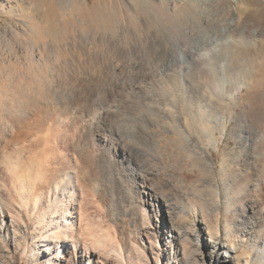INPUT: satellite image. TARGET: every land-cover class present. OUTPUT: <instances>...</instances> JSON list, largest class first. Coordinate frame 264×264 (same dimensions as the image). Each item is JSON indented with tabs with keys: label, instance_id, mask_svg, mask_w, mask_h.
Segmentation results:
<instances>
[{
	"label": "rangeland",
	"instance_id": "1",
	"mask_svg": "<svg viewBox=\"0 0 264 264\" xmlns=\"http://www.w3.org/2000/svg\"><path fill=\"white\" fill-rule=\"evenodd\" d=\"M190 3L0 0V264H218L214 236V256L226 264L264 263V0H214L209 25ZM232 21L236 28L222 33ZM57 47L67 65L52 63ZM167 48L186 53L172 70L163 64ZM78 53L82 64L70 63ZM223 74L233 85L252 75L253 87L227 99L221 86L231 93L234 86ZM40 86L66 103L90 91V118L98 124L109 110L100 126L133 154L101 157L100 132L62 121L61 105L30 112L19 125L29 92ZM219 118L223 125L214 123ZM204 121L216 139L191 127ZM183 125L209 155L177 133ZM239 134L260 141L246 148ZM77 161L79 177L68 168ZM66 230L75 241L61 240ZM52 234L50 256L44 245Z\"/></svg>",
	"mask_w": 264,
	"mask_h": 264
},
{
	"label": "bare ground",
	"instance_id": "2",
	"mask_svg": "<svg viewBox=\"0 0 264 264\" xmlns=\"http://www.w3.org/2000/svg\"><path fill=\"white\" fill-rule=\"evenodd\" d=\"M83 1V0H82ZM188 1V0H187ZM213 1L214 0H206V1H203V2H200V0H191V3L190 4H188V6H187V8L189 7V8H192V10L191 11H197L198 10V12H196L197 14V16H198V18H199V20H200V22H206V24L207 25H209L210 23H212V21H214V19L216 18V15L215 14H213L212 13V8L208 5V3L209 4H212L213 3ZM72 2H73V4H74V2H75V0H72ZM184 2H185V0H184ZM190 2V1H189ZM189 2H187V3H189ZM70 3V2H69ZM77 3V2H76ZM81 3V2H80ZM186 3V4H187ZM198 3V5H196ZM72 4V5H73ZM77 4H79V3H77ZM171 4V3H170ZM214 4V3H213ZM217 4V3H216ZM219 5H221V4H223L222 3V0H219V3H218ZM217 4V5H218ZM76 5V4H75ZM79 7V6H78ZM217 7V6H216ZM62 8H64V7H62ZM211 8V9H210ZM77 9V8H76ZM243 9V8H242ZM71 14H72V12H70ZM69 14V13H68ZM193 14V13H192ZM195 14V13H194ZM235 14V13H234ZM67 15V14H66ZM73 15V14H72ZM195 16V15H194ZM196 16V17H197ZM65 18H67V17H65ZM191 19V18H190ZM66 20V19H65ZM241 20V19H240ZM239 21V20H238ZM217 22V21H216ZM215 22V23H216ZM200 25V24H199ZM238 25V24H237ZM234 26H236V24L232 21V22H230L229 24H228V26L227 27H222L221 28V32L223 33V32H226V30L228 31V29H231V28H236V27H234ZM216 30V29H215ZM94 31V30H93ZM110 32V31H109ZM233 33V32H232ZM128 34V33H127ZM229 34H230V32H229ZM73 35V34H72ZM96 36V35H95ZM73 37V36H72ZM101 37V36H100ZM233 37V36H232ZM103 39V38H102ZM177 39V38H176ZM246 39V38H245ZM153 40V39H152ZM249 40V39H248ZM241 41V40H240ZM87 42V41H86ZM167 42V41H166ZM59 43V42H58ZM69 43V42H68ZM50 44V43H49ZM49 44H47V45H49ZM223 44V43H222ZM78 45V44H77ZM225 45H226V43H225ZM51 46V45H50ZM64 46V45H63ZM60 47V46H59ZM95 47V46H94ZM170 47V46H169ZM174 47V46H173ZM61 48V47H60ZM214 48V47H213ZM69 49V48H68ZM229 49V48H228ZM53 50H55V49H53ZM65 50V49H64ZM67 50V49H66ZM47 51V50H46ZM51 51V50H50ZM75 51V50H74ZM94 51V50H93ZM163 51V50H162ZM218 51V50H217ZM226 51H228V50H226ZM53 52V51H52ZM68 52V51H67ZM66 52V53H67ZM79 52V51H78ZM82 52V51H81ZM208 52V51H207ZM54 53V52H53ZM52 53V54H53ZM77 53V52H76ZM86 53V52H85ZM84 53V54H85ZM90 53H93V52H90ZM68 54V53H67ZM83 54V55H84ZM165 54H166V56H165V58L163 59V64L165 65V66H167V67H171V70H172V68H173V66H175V65H177V64H180V63H183L184 62V60H185V58H186V53L183 51V50H181V49H179V48H177L176 50H175V54L176 55H173V53H172V49H170V48H167L166 49V51H165ZM85 55H87V57L88 56H90L89 54H85ZM48 56V55H47ZM74 56V55H73ZM92 56V55H91ZM213 56V55H212ZM217 56V55H216ZM66 57H68V56H66ZM65 56H62V53L59 51V48L57 47L56 48V52L53 54V56L51 57L52 59H53V61H52V63L53 64H56V65H60L61 63H62V61H64V62H66V65H67V62L69 63V60H68V58H66ZM84 57V56H83ZM86 57V56H85ZM95 57V56H94ZM97 57V56H96ZM51 58H49V59H51ZM238 58V57H237ZM97 59V58H96ZM208 59V58H207ZM256 59H257V56L256 55H253V56H251V57H248L247 59H246V61L247 62H249V64H250V66L249 67H253V66H251V64L252 63H255L256 62ZM129 60V59H128ZM238 60V59H237ZM240 60V59H239ZM31 61V60H30ZM29 61V62H30ZM50 61V62H51ZM86 61H88V62H86V64L88 63V65L90 66L91 64L93 65V63H94V59L92 58V57H88V60L86 59ZM95 61H97V60H95ZM244 61V60H243ZM39 62V61H38ZM41 62V61H40ZM82 62V54H80V53H78L77 54V56H74V60H71L70 61V63H73L74 65L76 64V63H78V64H82L81 63ZM93 62V63H92ZM98 62V61H97ZM135 62V61H134ZM236 62V61H235ZM263 62V61H262ZM99 63V62H98ZM214 63V62H213ZM238 63V62H237ZM242 63V62H241ZM38 64V63H37ZM51 64V63H50ZM49 64V65H50ZM77 64V65H78ZM95 64V63H94ZM131 64V63H130ZM162 64V65H163ZM56 65H55V67H56ZM64 64H62V66H63ZM51 66V65H50ZM65 66V65H64ZM81 66V65H80ZM95 66L97 67V65H94V69H95ZM102 66V65H101ZM115 66V65H114ZM116 66H117V64H116ZM245 66V65H244ZM46 67V66H45ZM53 67V66H52ZM61 67V66H60ZM59 67V68H60ZM66 68H67V66H65ZM71 67V66H70ZM69 67V68H70ZM73 67V66H72ZM71 67V68H72ZM77 67H79V66H77ZM129 67V66H128ZM62 68V67H61ZM75 68V67H74ZM116 68H118V67H116ZM121 68V67H120ZM126 68V67H125ZM191 68H192V70H191ZM190 68V66H188V70H190V71H187V72H193L194 71V68L193 67H191ZM247 68H248V64H247ZM54 69H56V68H54ZM77 69H79V68H77ZM93 69V68H92ZM130 69V68H129ZM175 69V68H174ZM196 69V68H195ZM242 69V68H241ZM249 69V68H248ZM57 70V69H56ZM55 70V71H56ZM72 70V69H71ZM97 70V69H96ZM102 70V69H101ZM184 68L182 67V69H180V75H187L186 73L185 74H183V72H184ZM244 69H242V71H243ZM250 70V69H249ZM254 70V69H253ZM53 71V70H52ZM54 71V72H55ZM77 71V70H76ZM98 71V70H97ZM176 71V70H175ZM241 71V70H240ZM58 72V71H57ZM56 72V73H57ZM88 72V71H87ZM178 72V73H179ZM206 72V71H205ZM249 72V71H248ZM56 73H54V74H56ZM95 73V72H94ZM160 73H162V72H160ZM166 73V72H165ZM53 74V73H52ZM53 74V75H54ZM65 74V73H64ZM78 74V73H77ZM172 74V73H171ZM171 74H169L168 76H167V80H168V77L171 75ZM193 74V73H192ZM191 74V75H192ZM248 74V73H247ZM67 75V74H66ZM90 75V74H89ZM95 75V74H94ZM133 75V74H132ZM136 75V74H135ZM175 75H178V74H176L175 73ZM264 75V74H263ZM88 76V75H87ZM108 76V75H107ZM119 76V75H118ZM69 77V76H68ZM170 77H172V76H170ZM178 77H179V75H178ZM193 77V76H192ZM88 78V77H87ZM49 79H50V77H49ZM85 79V78H84ZM155 79V78H154ZM170 79V78H169ZM179 79V78H178ZM178 79H176V80H178ZM182 79H183V77H182ZM245 80H243V82H242V84L240 83H238V85H237V83L235 84V85H233V81H229V79L225 76V74H223V80H224V82H228V83H231L233 86H234V93H231V92H229V88L227 87V86H225L226 84H224L223 86H221V95L222 96H226V98L227 99H232V98H234L235 99V95L236 94H238L239 92H241L242 91V89L243 88H247V89H251L253 86V84L251 83V81H253L254 80V76H248V77H246V78H244ZM259 79V78H258ZM103 80V79H102ZM176 80H173L172 79V81L174 82V81H176ZM39 81V80H38ZM64 81V80H63ZM159 81V80H158ZM171 81V80H170ZM171 81V82H172ZM180 81H181V78H180ZM179 81V82H180ZM183 81V80H182ZM186 81V80H185ZM185 81H183V83L185 82ZM239 81V80H238ZM247 81V82H246ZM189 82V81H188ZM67 83V82H66ZM166 83V82H165ZM181 83V82H180ZM185 83H187V82H185ZM184 83V84H185ZM189 83H191V82H189ZM234 83H235V81H234ZM173 84V83H172ZM171 84V85H172ZM174 84H175V82H174ZM53 85V84H52ZM170 85V84H169ZM182 85V84H181ZM157 86V85H156ZM164 87H165V85H164ZM168 87V86H167ZM171 88V87H170ZM186 88V87H185ZM198 88V87H197ZM54 89V88H53ZM96 89V88H95ZM219 89V90H220ZM83 90V89H82ZM87 90V89H86ZM172 90V89H171ZM184 90V89H183ZM182 90V91H183ZM187 90V89H186ZM195 90V89H194ZM83 91H85V90H83ZM165 91V90H164ZM85 92H87V93H83V92H81L77 97H75L73 100H71L70 102H68V103H66V102H62L61 100H57V97H56V95H55V93L51 90V89H48V88H42L41 86L40 87H37L36 88V90H31L30 92H29V99H28V101H29V103H28V106H26L25 108H22L21 110V112L19 113V125H20V123H22L23 121H25V119H26V117L28 116V114L30 113V112H34V113H36V112H38V111H40L41 109H43V108H45V107H48L49 105H61L59 108H61V110H60V119H62V121H69L70 120V122H71V124L73 125V126H80V128L82 129V128H84V130L86 129V131L87 132H89V133H95L96 131H98V132H100V134L101 135H99V136H101V138H102V141L100 140V148H99V150H98V152H100L101 154V157H104L103 155H105L106 156V154L105 153H107L108 151L111 153V155H112V153L114 152H116V151H119V150H122V151H124L125 153H132V152H130L131 151V148H129L128 146H130V144L127 146L126 144L124 145V144H121V143H115L114 141H113V139H112V137H113V135H110L109 134V132L107 133L105 130H103V128H102V126L103 125H107L108 124V122L110 121L109 119V121L107 122V118H105V115H108V113H109V110H105V112H104V109H103V113H104V115H103V117H99V121H98V124H97V122H96V116H94L93 118H90V115L94 112L93 111V108H92V104H87V102H90L89 100H90V91H85ZM173 92V91H172ZM177 92V91H176ZM181 92V91H180ZM70 93V92H69ZM165 93V92H164ZM113 95V94H112ZM111 95V96H112ZM179 95H180V93H179ZM178 95V96H179ZM186 95V94H185ZM200 95V94H199ZM106 96V95H105ZM169 96V95H168ZM110 97V96H109ZM183 97V96H182ZM193 97V96H192ZM200 97V96H199ZM219 97H221V96H218V98ZM108 98V97H107ZM107 98H105L104 100H102L101 101V103H103V105L104 104H106L107 103ZM178 98V97H177ZM183 98H185V97H183ZM183 98H182V100H183ZM207 98V97H206ZM209 98V97H208ZM179 99V98H178ZM190 99V98H189ZM192 99V98H191ZM194 99V98H193ZM203 99V98H202ZM177 99H175V102H178V101H176ZM186 100V99H185ZM196 100V99H195ZM198 100V99H197ZM209 100V99H208ZM109 101H110V99H109ZM79 102H81V104L83 105L84 104V107L83 108H75V110L74 111H72L73 109H72V107H73V105H74V103L76 104V103H78V106H79ZM112 102V101H111ZM186 102V101H185ZM189 102H192V101H189ZM188 102V103H189ZM27 103V102H26ZM192 103H194V102H192ZM182 104V103H181ZM190 104L191 103H189V106H190ZM194 105V104H193ZM192 105V106H193ZM108 106H109V104H108ZM183 106V105H182ZM186 106V105H185ZM184 106V107H185ZM189 107L188 108V104H187V109L188 110H191V111H193V113H194V111H195V114L197 115V116H203L204 115V112L202 111V107L200 106L198 109H196V108H194V106L193 107ZM212 106V105H211ZM145 108V107H144ZM183 108V107H182ZM186 108V107H185ZM204 108V107H203ZM100 109H102V108H100ZM109 109V108H108ZM210 109V108H209ZM46 110V109H45ZM99 110V109H98ZM167 110H168V108H167ZM172 110V109H171ZM175 110V109H174ZM182 110V109H181ZM212 110V109H211ZM93 111V112H92ZM101 111V110H100ZM162 111V110H161ZM176 111V110H175ZM190 111V113H192ZM213 112H214V110H212ZM211 111V112H212ZM92 112V113H91ZM99 112V111H98ZM171 112V111H170ZM172 112H173V110H172ZM183 112V111H182ZM100 113V112H99ZM98 113V115H100ZM180 113V112H179ZM97 114V113H96ZM168 114H169V112H168ZM182 114V113H181ZM210 113H208V116H210L209 115ZM95 115V114H94ZM102 115V114H101ZM195 115V116H196ZM30 116V115H29ZM188 115H186L185 117H187ZM112 117V116H111ZM168 117V116H167ZM190 117V116H189ZM204 117H206V116H204ZM213 117V116H212ZM171 118V117H170ZM170 118H168V119H170ZM179 118H182V117H179ZM178 118V119H179ZM193 118H195V117H193ZM172 119V118H171ZM176 119V118H175ZM211 119V118H210ZM27 120V119H26ZM59 120V119H58ZM180 120V119H179ZM194 121H195V119H193ZM224 118H219V119H215L214 120V123H216V125H221L223 122H224ZM242 120V119H241ZM171 121V120H170ZM178 121V120H177ZM209 121V120H208ZM183 122V121H182ZM181 122V123H182ZM205 122V121H204ZM69 123V122H68ZM110 123H112V122H110ZM178 123H179V121H178ZM185 123V122H184ZM95 124V126H97V127H95V128H93L92 126ZM100 124H103L102 126H100ZM190 124H192V126L191 127H193V124H196V127L195 128H199V130H198V132L199 131H201L205 136V138L207 137V138H211V140H212V138L214 139L215 138V133H214V131L212 132V126L210 127L209 126V124H207L206 122L205 123H203V124H198L197 122H190ZM181 125V124H180ZM215 125V124H214ZM223 125V124H222ZM149 126V125H148ZM179 126V125H178ZM195 126V125H194ZM12 127V126H11ZM65 127V126H64ZM72 127V126H71ZM181 128H180V130L177 132L179 135H181V136H183L184 137V135L183 134H185L187 137H186V139H184V140H189V142L190 143H193V142H197L198 144L195 146L196 147V149L197 150H200V151H202V153H205V154H207V155H209L208 153H209V150H208V147L207 146H203V145H200L201 143H199V141H198V136H197V134L196 135H192V134H190V133H188V131H187V128L183 125V126H180ZM190 127V126H189ZM201 127V128H200ZM8 128V127H7ZM6 128V129H7ZM77 128V127H76ZM105 129V128H104ZM192 129V128H191ZM194 129V128H193ZM212 129V130H211ZM14 130V129H13ZM246 130V129H245ZM1 131V130H0ZM6 131V130H5ZM194 131V130H193ZM249 131V130H248ZM261 131V130H260ZM66 133V132H65ZM194 133V132H193ZM257 133V132H256ZM150 134H152L151 132H150ZM200 134V133H199ZM202 134V135H203ZM238 134V133H237ZM59 135V134H58ZM82 135V134H81ZM92 135H94V134H92ZM248 135H250V134H248ZM95 136V135H94ZM201 136V135H200ZM259 136V135H258ZM237 137H239V141L238 142H245V146L244 147H246V148H252L253 147V144H257V143H259V141L260 140H258V138H257V140L256 141H252V140H249L248 138H244L241 134H239ZM250 137V136H249ZM253 137V136H252ZM255 137V136H254ZM257 137V136H256ZM64 138H66V137H64ZM188 138V139H187ZM71 139V138H70ZM97 139H99V137L97 138ZM216 139V138H215ZM253 139V138H252ZM261 139V138H260ZM210 140V141H211ZM241 140V141H240ZM262 140H263V138H262ZM2 141V140H1ZM116 141V140H115ZM207 141V140H206ZM209 141V140H208ZM114 142V143H113ZM188 142V141H187ZM186 142V143H187ZM188 142V143H189ZM237 142V141H236ZM2 143V142H1ZM60 145H61V143H60ZM188 145V144H187ZM241 145V144H240ZM74 146V145H73ZM133 146V145H132ZM257 146V145H256ZM186 147V146H185ZM58 149V148H57ZM132 150H133V147H132ZM243 150V149H242ZM246 150V149H245ZM248 151V150H247ZM61 152V151H60ZM246 152V151H245ZM239 153V152H238ZM26 154V153H25ZM133 154V153H132ZM154 154V153H153ZM239 154H241V153H239ZM64 155V154H63ZM99 155V154H98ZM109 155V154H108ZM135 155V154H134ZM62 156V155H61ZM131 156V155H130ZM238 156V155H237ZM58 157H59V155H58ZM64 157V156H63ZM62 157V158H63ZM66 157V156H65ZM210 157V156H209ZM70 158V157H69ZM106 159V158H105ZM236 159V158H235ZM242 159V158H241ZM22 160V159H21ZM21 160L19 161V162H21ZM108 160H109V158H108ZM239 160V159H238ZM62 161V160H61ZM70 161V160H69ZM101 161V160H100ZM99 161V162H100ZM110 161V160H109ZM140 163V162H139ZM19 164H21V163H19ZM71 164H73V163H71V162H69L68 163V168H72L70 171H74L75 173L74 174H76V176L78 175V171L79 170H76V167L78 166L79 167V164H78V161L76 162V164L73 166V165H71ZM144 164V163H143ZM13 165V164H12ZM21 166V165H20ZM19 166V168H21ZM250 166V165H249ZM10 167H11V164H10ZM12 168H14L15 170H17V167H12ZM142 169V168H141ZM63 170H65V169H63ZM19 171V170H18ZM68 172V171H67ZM69 174V173H68ZM78 177H79V175H78ZM57 179V178H56ZM79 179V178H78ZM79 182V181H78ZM54 183V182H53ZM72 183V182H71ZM207 183V182H206ZM61 184V183H60ZM78 184H80V183H78ZM34 185V184H33ZM33 185H31L30 184V186L32 187ZM29 186V185H28ZM72 186V185H71ZM31 187H29V189L31 188ZM34 187V186H33ZM255 187V186H254ZM257 187V186H256ZM25 189V188H24ZM33 189V188H32ZM30 191V190H29ZM28 191V192H29ZM256 191V190H255ZM27 192V191H26ZM35 192V191H34ZM72 196L74 195V193L73 194H71ZM30 196V195H29ZM75 197V196H74ZM69 211V210H68ZM1 213H3L2 212V210L0 209V222L2 221V223H5L4 221L5 220H3V218H2V214ZM65 233H64V236L61 238V240L62 241H64V243L65 242H73V241H75V239L74 238H71L70 237V235L68 234L69 232H67V230L66 231H64ZM54 233V232H53ZM216 233H217V231H216ZM212 235L214 234V232H212L211 233ZM53 236H54V234H52ZM215 235V234H214ZM217 236H218V234H216ZM210 236V235H209ZM216 236V237H217ZM211 237V236H210ZM215 237V236H214ZM213 237V239H215V240H211V239H209V242H210V246H211V249H212V251H211V259H212V261L214 260V261H216L218 264H226V260H224V259H221V258H219V256L217 257V256H214V253H215V249H217V248H219L218 246H219V242L218 241H220L219 239H218V237L217 238H214ZM212 238V237H211ZM47 243L44 245V247H45V251L51 256V254H52V252H53V250L54 249H56L57 248V245H54V243L53 242H57L58 241V239H56L55 238V236H54V239H52V240H49V239H46L45 240ZM246 240H245V238H242L241 240H240V242H239V244H242V243H244ZM76 246V245H75ZM224 246V245H223ZM235 247H229V249L227 250V251H231V250H233ZM69 253V252H68ZM80 253V252H79ZM89 254V253H88ZM89 256V255H88ZM84 257V256H83ZM61 258V260H66L65 259V257H63V256H61L60 257ZM225 258H227V257H225ZM79 262L80 263H84V258H82V257H79ZM74 261V260H73ZM62 262V261H61ZM47 264H55V263H53V261H52V259H50L49 260V262L47 263ZM58 264H63V263H58ZM77 264V263H76ZM264 264V263H263Z\"/></svg>",
	"mask_w": 264,
	"mask_h": 264
}]
</instances>
